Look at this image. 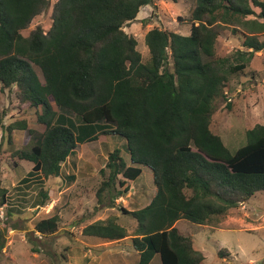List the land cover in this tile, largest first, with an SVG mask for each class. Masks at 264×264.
Here are the masks:
<instances>
[{"label":"trees","instance_id":"obj_1","mask_svg":"<svg viewBox=\"0 0 264 264\" xmlns=\"http://www.w3.org/2000/svg\"><path fill=\"white\" fill-rule=\"evenodd\" d=\"M154 2L58 0L51 29L38 26L25 37L22 32L50 8V0H0V92L10 93L20 107L41 109V141L14 154L33 164L26 184L35 176L45 181L58 177L80 142L97 140L59 124L61 116L67 118L62 110L83 126L104 123V134L126 140L129 163L119 150L110 153L101 170L99 204L107 205L106 193L115 200L127 194L143 167L154 177L151 203L123 210L136 221L132 245L137 264H150L156 255L161 264H202L206 257L194 248L192 236L182 233L181 220L210 225L264 191V125L247 130L246 144L234 153L211 128L217 101L225 98L232 78L264 51V0H195L191 34L153 28L145 37V61L125 26ZM226 29L243 41L245 50L236 51V63L217 55ZM4 115L0 96L3 136L11 141L15 130L33 134L27 121L4 126ZM1 174L0 167L3 207L8 192ZM109 203L108 208L116 207L115 201ZM59 221L58 215L42 219L35 231L55 235ZM5 226L0 255L11 228ZM83 236L110 242L128 238L129 232L111 217L87 225Z\"/></svg>","mask_w":264,"mask_h":264},{"label":"rangeland","instance_id":"obj_2","mask_svg":"<svg viewBox=\"0 0 264 264\" xmlns=\"http://www.w3.org/2000/svg\"><path fill=\"white\" fill-rule=\"evenodd\" d=\"M57 1L50 0V8L36 17L22 32L25 37L38 26L45 32L51 29ZM194 8L195 0H155L154 4L141 8L137 19L127 24L125 31L136 38L138 50L146 61L149 58L145 43L147 33L153 28H160L184 36L189 35L192 28L190 18ZM147 20L148 24L144 22ZM260 38L264 42V35ZM238 49L245 50L242 39L235 37L231 29H226L219 37L217 55L228 58L229 63H236L235 54ZM35 70L44 81L41 70L36 66ZM9 94L0 92L2 110L5 113L4 126L27 121L33 134L29 136L28 131L15 130L10 141L7 135L3 136L0 129L1 181L2 187L8 192V202L0 212V232L5 231V223L9 228H15L6 232L3 254L7 247L12 246V255L18 264H82L85 256L91 260L89 247L84 244L86 239L83 236V227L111 217L116 218L118 223L128 229L129 237L124 241L126 243H122V249L136 253L131 241L136 221L123 210L136 211L151 203L156 194L152 171L143 167L142 175L130 183V191L127 194L115 200L112 196L114 194L106 193L107 205L99 204L97 192L103 181L101 170L106 167L110 153L119 150L121 157L129 163L126 140L112 133L104 134L108 129L105 130L104 123L83 126L75 121L74 114L62 110L68 115L65 120L61 116L59 124L70 127L77 134L84 131L85 134L96 135L97 141L82 144L84 146H79L69 157L62 169L65 174H71L72 179L67 187L72 186L76 180L78 182L64 195L53 196L60 199L58 205L53 207L52 200L48 197L50 188L45 189V186L43 189L40 176L29 180L32 182L30 185L24 182L33 172V164L20 161L14 156L15 152L29 151L41 141L45 131V126L37 123V114L41 113V109L28 108L27 105L20 107L14 96ZM259 124L264 125V51L256 53L248 68L232 78L231 88L225 93V98L217 101L211 128L234 153L246 144V131ZM80 126L85 129L79 128ZM60 180L61 177H55L48 181V186L56 193L58 185L55 182H61ZM114 201L116 207L108 208L109 202ZM57 215L60 227L55 235L43 237L35 231L38 221ZM251 215L264 216V192L258 193L248 201V205L244 203L210 225H197L187 220H181L179 224L183 234L192 236L195 248L204 252L206 259L202 264H264V227L257 230L245 228L247 224L252 227L259 226L253 219L248 218ZM263 218L261 217L259 222L261 225H264ZM33 249L36 251L33 252ZM221 252L224 256L220 255ZM2 255L0 260L13 264L12 259L3 258ZM132 263L129 260L128 264ZM157 263V260L153 262Z\"/></svg>","mask_w":264,"mask_h":264},{"label":"crops","instance_id":"obj_3","mask_svg":"<svg viewBox=\"0 0 264 264\" xmlns=\"http://www.w3.org/2000/svg\"><path fill=\"white\" fill-rule=\"evenodd\" d=\"M190 34H191V32H190ZM189 34V35H190ZM186 36V35H185ZM188 36V35H187ZM235 37H237V36H235ZM65 116H67L68 114H67V112H62ZM95 141V140H94ZM94 141H89V142H87V143H85V144H89V143H91L92 144V142H94ZM97 141V140H96ZM79 146H81V147H83L84 145H82V144H78V146H77V148H76V150H75V152L78 150V147ZM74 152V153H75ZM73 153V154H74ZM69 159V158H68ZM66 163H67V161H66ZM65 163V164H66ZM64 164V165H65ZM63 165V166H64ZM63 166H62V169H63ZM70 173H67V174H65L64 172H63V170L61 171V174L58 176V177H61V182H55L57 185H58V190H57V193L55 192V190L53 189V188H51V186H48V181L50 180H47V181H45V180H43V179H41L40 181L41 182H43L42 184H41V186L43 187V189H44V187H45V189H49L50 188V190H49V196L48 197H50L51 198V200H52V202H51V205L53 206V207H55L56 205H58V202H59V198H57V199H55L53 196H55L56 194H58V195H60V196H62V195H64L65 193H67V191L68 190H70L73 186H75L76 185V183L78 182L77 180L74 182V183H72V186H70V187H67L68 185H69V181H70V179H72L71 177H70ZM34 178V177H33ZM32 178V179H33ZM73 179H75V178H73ZM37 180H39V179H37ZM54 183V184H55ZM30 184H32V182H29L27 185H30ZM67 188V189H66ZM61 189H63V191H60ZM264 192V191H263ZM259 193H261V192H259ZM258 194V193H257ZM256 194V195H257ZM256 195L255 196H253L254 198L256 197ZM252 197V198H253ZM251 198V199H252ZM251 199L249 200V201H251ZM47 201H48V199H47ZM245 205H248V202L247 203H245ZM140 210V209H139ZM250 213H252V211L250 212ZM261 217L263 218L264 216L263 215H261V216H256V215H251V216H248V218H251V219H253L252 221H254L255 223H257L259 226H257V227H252L250 224H247L246 226L247 227H245V228H249V230H257V229H260V228H263L264 227V225H261L259 222H261ZM264 219V218H263ZM97 221H99V220H97ZM97 221H95V222H97ZM244 223L246 224L247 222L244 220ZM90 224H92V223H90ZM245 226V225H244ZM86 226H84L83 227V229L85 228ZM82 229V230H83ZM13 231V230H15V228H10V231ZM85 239H86V241H84L85 243V245H86V247H89V249H88V251H89V253H90V257L89 258H91V260H89L88 259V256H85V258H84V260H83V263L82 264H113V263H116V264H128V262H129V260L130 261H132L133 263L132 264H137L138 263V261H139V254H138V252L134 249V251L136 252V253H134V252H132V251H127L125 248H123L122 249V243H126V242H124L125 240H126V238L125 239H123V240H120V241H110V242H108V241H102V240H98V239H95V238H87V237H84ZM132 239H133V237L131 238V241H132ZM194 240V239H193ZM127 241V240H126ZM113 246H115V247H113ZM10 247H12V246H9V247H7L6 248V252L2 255V257L3 258H5V257H8V258H10V256H12L13 257V255H12V248H10ZM133 247V246H132ZM194 248H195V245H194ZM196 249V248H195ZM196 250H198V249H196ZM77 252H78V250H76ZM198 251H200V250H198ZM201 252H203V251H201ZM79 253V252H78ZM110 255V256H108V254ZM204 253V252H203ZM205 255V254H204ZM14 258V257H13ZM15 259V258H14ZM155 260H157L158 261V263L157 264H161V259H160V256L159 255H156L154 258H153V260L151 261V263L150 264H153V262L155 261ZM15 261H16V259H15ZM16 263H17V261H16ZM0 264H6V261L5 260H0ZM13 264H15V262L13 261Z\"/></svg>","mask_w":264,"mask_h":264},{"label":"built area","instance_id":"obj_4","mask_svg":"<svg viewBox=\"0 0 264 264\" xmlns=\"http://www.w3.org/2000/svg\"><path fill=\"white\" fill-rule=\"evenodd\" d=\"M1 208V210H0V212H2V210L4 209L3 207H0ZM0 218H2V216H0Z\"/></svg>","mask_w":264,"mask_h":264}]
</instances>
